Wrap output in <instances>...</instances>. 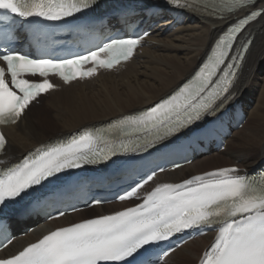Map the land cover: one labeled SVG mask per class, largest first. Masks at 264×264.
Masks as SVG:
<instances>
[{
	"label": "snow or ice",
	"instance_id": "6c2138e0",
	"mask_svg": "<svg viewBox=\"0 0 264 264\" xmlns=\"http://www.w3.org/2000/svg\"><path fill=\"white\" fill-rule=\"evenodd\" d=\"M166 2L188 7L181 0ZM97 4L98 0H0V126L18 125L33 102L54 89L47 78L50 74L67 84L94 76L97 68L112 69L133 56L148 33L111 38L65 58L21 50V41L30 47L54 43L49 25L66 27L69 18L79 19ZM206 7L244 15L228 25L198 71L171 95L106 127L84 129L42 145L20 162L0 168V233L7 234L13 218L36 214L38 205L54 208L62 203L65 194L59 190L38 195L41 188L61 179V174L110 160L121 167L131 163L116 157L150 156L155 151L167 158L195 151L213 142L228 126L235 118V109L229 107L235 99L231 89L251 41L231 53L246 26L264 19V0H218ZM94 23L85 21L83 27ZM88 63L94 67L83 70ZM37 76L42 80L28 78ZM7 146V137L0 131V153ZM156 174L148 173L116 197L120 202L135 198L141 203L49 231L16 254L0 258V264H153L155 246L185 231L199 230L203 235L207 229L217 234L200 264H264V173L252 176L241 174L235 166L224 167L179 183H160L142 193ZM105 202L97 198L89 206ZM65 215L66 211L49 212L48 218Z\"/></svg>",
	"mask_w": 264,
	"mask_h": 264
},
{
	"label": "bare ground",
	"instance_id": "6f19581e",
	"mask_svg": "<svg viewBox=\"0 0 264 264\" xmlns=\"http://www.w3.org/2000/svg\"><path fill=\"white\" fill-rule=\"evenodd\" d=\"M243 15L242 12L235 16H225L228 19L222 20L219 14L209 16L190 11L184 13L183 24L173 29L167 28L172 19L163 22L150 36L149 47L139 51L137 59L128 64L124 72L106 74L85 84L71 85L48 95L49 99L42 107H30L18 125L4 130L8 140L6 159L20 160L27 152L56 138H63L86 127L106 123L155 104L191 75L219 34ZM245 33L253 41L231 91L234 101L237 100L248 115L245 124L227 140L221 153L201 157L185 169L160 176L167 183H178L191 176L224 167L235 166L246 173L264 160V19H258L247 27L243 36ZM261 74L263 77L258 79ZM41 113L46 115L41 116L39 121L33 118L35 114ZM52 114L55 118L48 117ZM61 115L68 116L60 118ZM37 125L49 127L48 130L54 133L47 137L42 132L43 128L40 126V131ZM122 208L112 206L80 212L54 222L47 227V231L104 215L105 209L114 213ZM40 235V232H34L11 244L5 255H13L35 242ZM210 239V236H205L185 244L167 257L163 264H196Z\"/></svg>",
	"mask_w": 264,
	"mask_h": 264
},
{
	"label": "rangeland",
	"instance_id": "374dc122",
	"mask_svg": "<svg viewBox=\"0 0 264 264\" xmlns=\"http://www.w3.org/2000/svg\"><path fill=\"white\" fill-rule=\"evenodd\" d=\"M261 77H263V74H261V75H259L258 76V79H261ZM49 98L47 97L46 99H44V100H42L41 101V104L38 106V107H36V106H33L32 107V109H36V108H40V107H42L44 104H45V102H46V100H48ZM62 111V110H61ZM41 114H43V113H41ZM34 115L33 116V118L34 119H36L37 121H39L40 120V117L41 116H44V115H46L45 113L43 114V115ZM66 116H68V115H61V117L60 118H64V117H66ZM48 117H51V118H55L54 116H53V114L52 115H48ZM60 118H58V119H60ZM40 123V122H39ZM41 126V125H40ZM39 125H37L36 126V128L38 129V130H40V131H42V128H43V134L45 135V136H47V137H49L50 135H52L54 132L53 131H50V130H48V129H50L49 127H40ZM167 264H173L172 262L171 263H167ZM177 264H179V263H177Z\"/></svg>",
	"mask_w": 264,
	"mask_h": 264
}]
</instances>
